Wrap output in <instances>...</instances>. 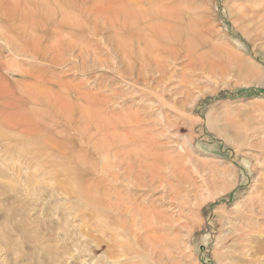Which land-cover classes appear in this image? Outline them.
Masks as SVG:
<instances>
[{"label": "rangeland", "instance_id": "obj_1", "mask_svg": "<svg viewBox=\"0 0 264 264\" xmlns=\"http://www.w3.org/2000/svg\"><path fill=\"white\" fill-rule=\"evenodd\" d=\"M263 238L264 0H0V264H264Z\"/></svg>", "mask_w": 264, "mask_h": 264}, {"label": "bare ground", "instance_id": "obj_2", "mask_svg": "<svg viewBox=\"0 0 264 264\" xmlns=\"http://www.w3.org/2000/svg\"><path fill=\"white\" fill-rule=\"evenodd\" d=\"M163 48V50H165V52H166V58L167 57H170V58H175V52H174V49L172 48V47H169V48H167V47H162ZM162 50V49H161ZM156 68H158L157 69V71L158 70H160V68H161V66L160 65H158L157 63H156ZM262 204H263V202H262ZM254 248H255V252L257 253V254H260V255H264V238L263 239H261V240H258L256 243H255V246H254Z\"/></svg>", "mask_w": 264, "mask_h": 264}]
</instances>
